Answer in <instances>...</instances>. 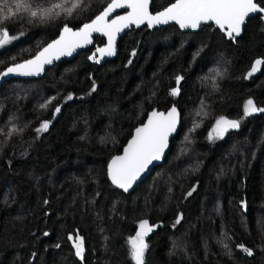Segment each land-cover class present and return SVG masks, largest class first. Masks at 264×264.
<instances>
[{"label": "trees", "instance_id": "16d2710c", "mask_svg": "<svg viewBox=\"0 0 264 264\" xmlns=\"http://www.w3.org/2000/svg\"><path fill=\"white\" fill-rule=\"evenodd\" d=\"M110 2L79 0L69 15L77 0H0V30L17 37L0 48V70L34 57L64 24L76 30ZM170 2L151 0L150 11ZM25 4L33 11L63 7L40 22L17 6ZM122 32L112 56L90 59L107 46V37L94 33L91 44L38 75L0 83V264H135L128 238L141 218L159 225L146 238L145 264H264V113L223 139L207 138L216 118L239 119L247 99L264 107V66L246 78L264 58L260 15H250L236 41L214 22L197 29L145 23ZM68 94L73 99L62 101ZM51 97L62 104L59 114L40 107ZM171 105L182 118L166 158L132 191L117 190L108 160L151 109ZM45 119L49 129L37 133ZM76 229L85 240L83 262L67 239ZM241 243L254 255L236 247Z\"/></svg>", "mask_w": 264, "mask_h": 264}, {"label": "snow or ice", "instance_id": "6c2138e0", "mask_svg": "<svg viewBox=\"0 0 264 264\" xmlns=\"http://www.w3.org/2000/svg\"><path fill=\"white\" fill-rule=\"evenodd\" d=\"M150 2L151 0H111L94 19L89 23H84L78 29L74 30L64 24L58 39L49 43L33 59L25 60L22 63H12L11 66H6V70H0V78L10 74L38 75L44 70L45 64H51L54 59H59L61 56H70L78 48L91 44L94 33H100L107 37V46L97 48L96 53H93L90 57V59L96 60L97 53L101 57L114 55L117 35L132 25L139 26L147 23L148 27H152L174 21L181 28L197 29L202 24L211 21L225 33L227 38L236 41L251 14L260 15L261 21L264 22V0H174V2H170L165 6L162 11H156L155 14L150 11ZM17 6L26 8L29 14L38 18L40 22L52 19L56 10L63 7L62 4H53L47 9L37 7L33 11L31 5L28 4ZM77 7H79V0H77V3H73L70 9L66 10L67 14L70 15ZM122 8L129 10L123 15H116L114 18L109 19L112 13ZM11 15L15 16L16 13L13 12ZM16 39V36L9 34L6 27L0 30V48ZM132 55H135V53L133 52ZM129 63H131V60ZM262 66H264V58L255 59L250 70L247 71L246 78H251L261 70ZM182 79L183 77H176L177 87L171 89V95L180 94L179 83ZM94 90L95 88H93ZM72 99L71 94L61 97L62 101ZM56 100V97H51L40 107L46 109L52 106L53 112L59 114L62 104L55 103ZM258 112L264 113V107H258L251 98L247 99L242 106V115L239 119H229L226 116L216 118L207 138L209 140L223 139L230 130L239 129L243 119ZM179 122L180 114L175 106H172L167 114L154 110L149 115L147 123L135 129V134L128 141L127 146L123 148V154L113 156L108 163L107 175L110 177L112 184L124 192H128L129 189L133 188V185L149 169V166L154 161H159L164 157V153L169 147V137L176 132ZM51 123V120L45 119L35 131L37 133L46 132ZM192 131H195V127ZM195 190V187H193L187 195L191 196ZM240 203L246 210V201L242 200ZM182 218L183 214L181 213L177 216L175 223L179 224ZM157 227L159 225L150 224L148 219H139L138 230L134 236L128 238L130 256L135 264H145V255L149 249L146 238ZM44 235H48V233H44ZM225 238H227L226 234ZM67 239L74 250V256L83 262L86 247L84 237L79 234V229L75 230V235L69 233ZM222 246L226 253L231 255L229 245L223 243ZM236 247L248 256L254 255V250L246 247L243 243L236 245Z\"/></svg>", "mask_w": 264, "mask_h": 264}, {"label": "water", "instance_id": "95a60500", "mask_svg": "<svg viewBox=\"0 0 264 264\" xmlns=\"http://www.w3.org/2000/svg\"><path fill=\"white\" fill-rule=\"evenodd\" d=\"M170 22H174V21H170ZM210 22H211V21H210ZM174 23H176V22H174ZM176 24H177V23H176ZM160 25H163V24L154 25V26H160ZM135 26H136V25H135ZM127 29H128V28H127ZM120 33H121V32H120ZM122 33H123V32H122ZM117 36H118V35H117ZM116 38H117V37H116ZM115 42H116V41H115ZM38 54H39V53H38ZM38 54H37V55H38ZM35 56H36V55H35ZM35 56H34V57H35ZM34 57H32V58H30V59H33ZM27 60H28V59H27ZM23 62H24V61H23ZM21 63H22V62H21ZM45 67H46V64L44 65V68H45ZM5 70H6V69H5ZM17 75H18V74H10L9 76H6V77H3V78H0V83H1L3 80H5V79H7V78H9V77L17 76ZM172 106H175V107L178 109L179 114H180V122H179V124L177 125V130H176V132H174V133L169 137V147H168V149H166V151H165V153H164V157H163L161 160H159V161H154L153 164L149 166V169H148L144 174H142L141 178L136 182V184L133 185V188L129 189L128 192L132 191V190H133V189H134V188H135V187H136L141 181H143V180H144V179H145V178L151 173V171L153 170V168H154L156 165L161 164V163L164 161V159L166 158L168 152L170 151L171 141H172V139L178 134L179 129H180V126H181V118H182V116H181V112H180L179 108H178L176 105H171V106H170L169 108H167L166 110H162V109L159 110V109H157V108H153V109H151V110L147 113V115H146L144 121H143L142 123L138 124V125L133 129V131H132L130 137L128 138V140L126 141V143L124 144V146L122 147L121 152H120L119 154H116V155H122V154H123V148L127 146L128 141L131 140L132 136L135 134V129H136L137 127H140L142 124L147 123V120H148L149 115H150L154 110H155V111H158V112H163V113L167 114V112L171 109ZM116 155H114V156H116ZM112 157H113V156H112ZM112 157H111V158H112ZM111 158L108 160V163L110 162ZM108 163H107V165H108ZM108 179H109L110 183L112 184L111 179H110L109 176H108ZM112 186H114L117 190L124 192L122 189H119V188L116 187L115 185L112 184ZM128 192H124V193H128Z\"/></svg>", "mask_w": 264, "mask_h": 264}]
</instances>
